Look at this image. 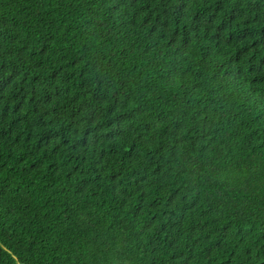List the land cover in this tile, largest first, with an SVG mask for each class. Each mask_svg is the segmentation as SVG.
<instances>
[{"label":"trees","instance_id":"trees-1","mask_svg":"<svg viewBox=\"0 0 264 264\" xmlns=\"http://www.w3.org/2000/svg\"><path fill=\"white\" fill-rule=\"evenodd\" d=\"M0 264H264V0H0Z\"/></svg>","mask_w":264,"mask_h":264}]
</instances>
